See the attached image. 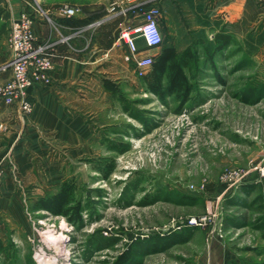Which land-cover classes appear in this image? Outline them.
<instances>
[{
	"label": "rangeland",
	"instance_id": "374dc122",
	"mask_svg": "<svg viewBox=\"0 0 264 264\" xmlns=\"http://www.w3.org/2000/svg\"><path fill=\"white\" fill-rule=\"evenodd\" d=\"M68 1L88 14L90 30L103 21L97 0ZM173 28L169 35L160 23L156 48L137 44L153 59L172 46L191 92L160 99L131 65L126 79L109 80L121 95L108 92V105L117 101L121 115L107 150L69 163L63 176L88 209L82 222L23 205L20 221L0 222V264H264V38L214 50L194 43L192 29ZM8 29L3 18L5 50ZM101 158L114 163L107 179L96 171ZM231 168L247 174L229 188L221 173Z\"/></svg>",
	"mask_w": 264,
	"mask_h": 264
},
{
	"label": "crops",
	"instance_id": "0c3cea01",
	"mask_svg": "<svg viewBox=\"0 0 264 264\" xmlns=\"http://www.w3.org/2000/svg\"><path fill=\"white\" fill-rule=\"evenodd\" d=\"M43 1H53L43 5L53 23L33 13ZM62 2L0 0V9L6 4L8 21L22 11L30 13L34 21L32 33L38 43L49 41L48 54L53 63L48 72L50 84L36 83L27 90L33 107L31 113L24 115L0 100V126L5 128L0 129V161L4 166L0 222L20 221L23 205L56 192L69 163L103 154L111 140L108 133L114 119L121 115L117 101L108 105V99L112 101L114 97L104 89L103 81L119 83L130 75L127 70L130 64L122 60L126 48L117 37L120 30L136 25L138 20L118 9L110 11L108 0H97V8L104 12L98 19L103 21L90 30L92 23H77L88 17L80 7L70 21L61 19L57 12L62 6H79L75 1ZM138 3L144 6L159 3L162 25L168 34L175 26L182 27L180 32L192 29L196 43L213 42L219 46V41L264 38V7L254 0H138ZM54 24L59 26L56 28ZM57 35L67 38V42ZM9 59L10 51L0 45V86L10 76L9 71L1 70ZM10 165L16 169L18 182L11 178Z\"/></svg>",
	"mask_w": 264,
	"mask_h": 264
},
{
	"label": "built area",
	"instance_id": "2783aa9c",
	"mask_svg": "<svg viewBox=\"0 0 264 264\" xmlns=\"http://www.w3.org/2000/svg\"><path fill=\"white\" fill-rule=\"evenodd\" d=\"M118 1L108 0L110 11L118 9L122 14H127L138 20L136 25L119 31L117 39L126 48V54L123 55L122 60L131 65L133 75L142 78L150 71L154 60L152 56L142 53L143 50L137 46V41L141 40L143 46L148 49L156 48L162 43L163 37L160 31L161 11L156 4L144 6L139 5L138 0H121L120 3ZM254 1L258 6L264 7V0ZM79 12V7L68 5L62 6L57 13L61 19L68 20ZM33 13L53 23L49 13L41 6L36 5ZM33 22L32 16L27 11H22L17 16L10 17L7 40L10 59L1 66L3 72H10V76L6 83L0 86V100L7 106H14L24 115H28L33 109L28 100L27 90L36 83L49 85L48 72L53 68V63L48 54V48L51 44L49 41L38 43L32 33ZM54 26L57 28L59 25L54 24ZM60 40L64 43L67 42V38L64 37ZM0 129L5 130L4 126H0ZM10 167L12 180L18 182L15 177L16 169L12 165ZM3 170V162L0 161V186L3 181ZM259 173L264 176V163L261 165ZM221 174V181L231 188L245 178L247 173L231 168ZM191 189L199 190L202 187L191 186ZM200 223L201 220L195 218H190L188 221V225L192 226H197Z\"/></svg>",
	"mask_w": 264,
	"mask_h": 264
},
{
	"label": "trees",
	"instance_id": "16d2710c",
	"mask_svg": "<svg viewBox=\"0 0 264 264\" xmlns=\"http://www.w3.org/2000/svg\"><path fill=\"white\" fill-rule=\"evenodd\" d=\"M8 15L0 9V20L7 19ZM71 18L65 20L70 21ZM78 24H89V19L77 22ZM229 41V40H228ZM228 41H219V49L228 45ZM150 68L146 76H142V82L149 93L158 96L160 99L172 96L188 95L192 88L189 85L186 74L180 66L178 55L172 46L162 49ZM103 87L110 94H120L115 84L103 81ZM124 152V149H119ZM104 164L98 166L96 171L103 175L105 179L114 171L112 160L101 158ZM78 186L74 179H64L56 192L46 194L44 197L37 198L30 206L31 210L36 212H47L56 217H62L70 224L82 222V213L88 211L82 205V200L77 193ZM127 258V255L125 256Z\"/></svg>",
	"mask_w": 264,
	"mask_h": 264
},
{
	"label": "flooded vegetation",
	"instance_id": "af4514ba",
	"mask_svg": "<svg viewBox=\"0 0 264 264\" xmlns=\"http://www.w3.org/2000/svg\"><path fill=\"white\" fill-rule=\"evenodd\" d=\"M194 43H196V42H194ZM215 46H216V47H215V49H214V50H216V48L218 49V47H219V46H218V44H216Z\"/></svg>",
	"mask_w": 264,
	"mask_h": 264
},
{
	"label": "bare ground",
	"instance_id": "6f19581e",
	"mask_svg": "<svg viewBox=\"0 0 264 264\" xmlns=\"http://www.w3.org/2000/svg\"><path fill=\"white\" fill-rule=\"evenodd\" d=\"M60 240H61V237H60V238L58 237V238H57V241H60Z\"/></svg>",
	"mask_w": 264,
	"mask_h": 264
}]
</instances>
